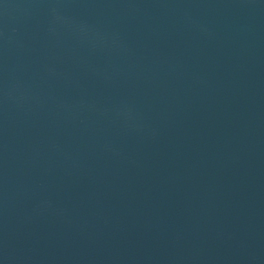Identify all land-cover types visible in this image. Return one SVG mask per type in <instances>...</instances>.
Returning a JSON list of instances; mask_svg holds the SVG:
<instances>
[{"label": "water", "instance_id": "1", "mask_svg": "<svg viewBox=\"0 0 264 264\" xmlns=\"http://www.w3.org/2000/svg\"><path fill=\"white\" fill-rule=\"evenodd\" d=\"M0 264H264V0H0Z\"/></svg>", "mask_w": 264, "mask_h": 264}]
</instances>
